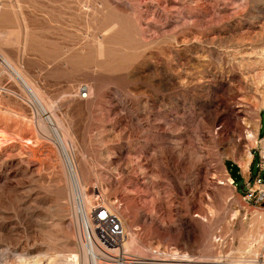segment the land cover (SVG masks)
Listing matches in <instances>:
<instances>
[{"label":"rangeland","instance_id":"1","mask_svg":"<svg viewBox=\"0 0 264 264\" xmlns=\"http://www.w3.org/2000/svg\"><path fill=\"white\" fill-rule=\"evenodd\" d=\"M0 4V53L62 131L84 200L123 202L126 254L264 264V201L247 198L264 193V0ZM37 119L0 63V264L78 252L67 169Z\"/></svg>","mask_w":264,"mask_h":264},{"label":"bare ground","instance_id":"2","mask_svg":"<svg viewBox=\"0 0 264 264\" xmlns=\"http://www.w3.org/2000/svg\"><path fill=\"white\" fill-rule=\"evenodd\" d=\"M0 63L5 67V69L9 72V74H11V76L18 81L21 88L27 94L28 100H30L35 110V115L38 118L37 120H38V126L40 130L43 131L44 133L52 135V137L54 138L52 140H54L55 143L58 145L57 147H59L60 153L63 157V161L67 169L69 184H70V197L72 200V204L74 206V212L76 213L77 222H78V226H77V235H78V241H77L78 250L77 251L78 252H73L69 256L66 255L64 258L62 257L61 259L62 264H118L116 263V261L118 260L116 258L117 255L127 258L123 260V264H170V263H164V262H152V261L146 262L147 260L145 261V258L139 257L137 253L126 254L125 253L126 250L131 252L133 248H136L134 239L133 238L127 239V235H128L127 229H126L125 240L122 244L121 250L120 251L112 250L113 253L112 255L109 256V261L94 257L91 247L87 242L86 214L89 213V211L93 208L95 204L102 203V202H98L99 200H97L96 203L93 205L92 201L89 204L87 201L84 200L83 193H82V190L79 184L76 168L70 156V152H69V149L67 148L66 141H65L64 135L62 134V131H60L53 125V122L51 121V119L48 118L47 113L43 111V110H47V108L43 105V102L41 101V99H38L39 96H38L37 91L27 82V80H25V78L21 75V73L1 53H0ZM251 154L249 153V155H247L248 159L246 160V162L241 164V167L245 171V173H247L248 171V167L251 161ZM227 183L228 184L232 183L231 177L227 178ZM102 204H105V203H102ZM91 205L93 206L89 210V207ZM1 252H4L5 253L4 255L8 253L6 250H1ZM4 255L2 254V256ZM170 255L173 256L175 255V253H172ZM16 258H17L18 264H41L40 263L41 259L49 263V262H52L54 259L53 257L50 258L49 256L48 257L38 256L36 258L35 257L29 258V257L23 256L20 254ZM151 259H154V258H151ZM172 259H175V257L170 258V260ZM154 260H169V259L163 258V259H154ZM112 261H115V262H112Z\"/></svg>","mask_w":264,"mask_h":264},{"label":"built area","instance_id":"3","mask_svg":"<svg viewBox=\"0 0 264 264\" xmlns=\"http://www.w3.org/2000/svg\"><path fill=\"white\" fill-rule=\"evenodd\" d=\"M1 10V4H0ZM89 92V85L81 84L78 93L85 98ZM256 180L262 182V178L257 176ZM247 191V190H246ZM257 191L249 192L247 198L252 201L253 197L256 203L264 201V193L255 195ZM123 202L119 206H109L107 204H95L86 214V233L87 242L91 247L94 257L109 261L112 250H121L126 236L124 218L120 214ZM120 253V252H119ZM116 263L123 264V256L117 255ZM115 262V261H112Z\"/></svg>","mask_w":264,"mask_h":264},{"label":"trees","instance_id":"4","mask_svg":"<svg viewBox=\"0 0 264 264\" xmlns=\"http://www.w3.org/2000/svg\"><path fill=\"white\" fill-rule=\"evenodd\" d=\"M264 132V116L261 118V128H260V135H262ZM256 160H258V154L256 153L254 156V160L251 164V174H252V180H255L256 174L253 173L254 166H257ZM226 167L229 171V174L231 178L233 179V183L237 186L238 191L246 192L245 185H244V178L240 172V168L237 164L233 163L232 161H226L225 162ZM262 181L264 180V177H261Z\"/></svg>","mask_w":264,"mask_h":264},{"label":"crops","instance_id":"5","mask_svg":"<svg viewBox=\"0 0 264 264\" xmlns=\"http://www.w3.org/2000/svg\"><path fill=\"white\" fill-rule=\"evenodd\" d=\"M260 134V129H259V131H258V135ZM230 175V174H229ZM259 175V174H258Z\"/></svg>","mask_w":264,"mask_h":264},{"label":"water","instance_id":"6","mask_svg":"<svg viewBox=\"0 0 264 264\" xmlns=\"http://www.w3.org/2000/svg\"><path fill=\"white\" fill-rule=\"evenodd\" d=\"M264 205V204H263Z\"/></svg>","mask_w":264,"mask_h":264}]
</instances>
